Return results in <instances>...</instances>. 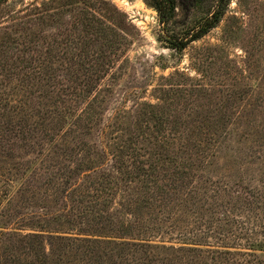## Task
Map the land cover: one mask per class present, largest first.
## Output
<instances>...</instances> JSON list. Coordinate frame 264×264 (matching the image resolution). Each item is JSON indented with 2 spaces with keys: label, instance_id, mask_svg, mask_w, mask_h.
<instances>
[{
  "label": "rangeland",
  "instance_id": "obj_1",
  "mask_svg": "<svg viewBox=\"0 0 264 264\" xmlns=\"http://www.w3.org/2000/svg\"><path fill=\"white\" fill-rule=\"evenodd\" d=\"M161 35L144 0L0 3V264H264V0Z\"/></svg>",
  "mask_w": 264,
  "mask_h": 264
},
{
  "label": "trees",
  "instance_id": "obj_2",
  "mask_svg": "<svg viewBox=\"0 0 264 264\" xmlns=\"http://www.w3.org/2000/svg\"><path fill=\"white\" fill-rule=\"evenodd\" d=\"M8 0H0V3L7 2ZM157 14L158 22L161 25V31L164 35H161V40L166 42L169 48L182 51L191 42H194L203 37L210 29L214 28L221 19L223 14L224 5L227 0H216L212 11L206 15L202 24L197 28H194L190 34L183 37H177L168 33V25L175 16L176 5L179 3L184 9H192L195 7L199 0H144ZM92 87V86H91ZM71 114V113H70Z\"/></svg>",
  "mask_w": 264,
  "mask_h": 264
}]
</instances>
